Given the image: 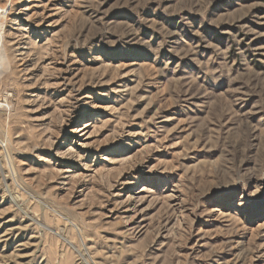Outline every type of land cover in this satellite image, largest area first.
I'll return each instance as SVG.
<instances>
[{
  "label": "rangeland",
  "instance_id": "rangeland-1",
  "mask_svg": "<svg viewBox=\"0 0 264 264\" xmlns=\"http://www.w3.org/2000/svg\"><path fill=\"white\" fill-rule=\"evenodd\" d=\"M0 14V264H264V0Z\"/></svg>",
  "mask_w": 264,
  "mask_h": 264
},
{
  "label": "bare ground",
  "instance_id": "bare-ground-1",
  "mask_svg": "<svg viewBox=\"0 0 264 264\" xmlns=\"http://www.w3.org/2000/svg\"><path fill=\"white\" fill-rule=\"evenodd\" d=\"M4 24V16L0 14V74L6 73L9 68V64L3 51Z\"/></svg>",
  "mask_w": 264,
  "mask_h": 264
}]
</instances>
